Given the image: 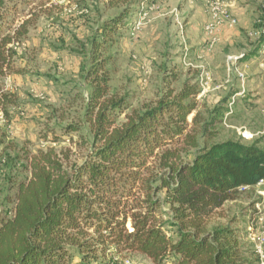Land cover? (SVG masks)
I'll use <instances>...</instances> for the list:
<instances>
[{"label":"trees","instance_id":"trees-1","mask_svg":"<svg viewBox=\"0 0 264 264\" xmlns=\"http://www.w3.org/2000/svg\"><path fill=\"white\" fill-rule=\"evenodd\" d=\"M31 1L0 0V115L7 124L19 99L5 89V79L27 73L19 64L25 62L21 48L39 18H20L18 5ZM95 1L117 13L96 26L80 68L90 88L84 119L63 128L79 136L71 140L74 147H58V136H45L54 147L31 154L0 127V181L13 204L0 216V264H72L73 258L90 264L134 254L154 264L169 258L175 264H260L239 230L213 220L243 189L264 181L262 139L214 143L230 96L199 138V78L177 90L176 64L163 67L156 100L120 123L126 100L111 93L105 54L142 4L154 0ZM246 3L260 15L258 0ZM257 25L259 37L245 59L264 47L263 15Z\"/></svg>","mask_w":264,"mask_h":264},{"label":"rangeland","instance_id":"rangeland-1","mask_svg":"<svg viewBox=\"0 0 264 264\" xmlns=\"http://www.w3.org/2000/svg\"><path fill=\"white\" fill-rule=\"evenodd\" d=\"M77 2L32 0L24 6L18 5L20 12L24 13L20 18H31L32 14H38L39 18L21 48L25 62L19 64L26 66L27 73L5 79V89L17 94L19 106L11 109L10 124L0 115V127L6 129L9 138L20 148L25 147L31 154L53 146L50 142L53 136L60 138L58 147H74L71 140L78 141L77 134H66L63 128L71 123L83 122L84 119L90 88L79 74L80 68L87 63L89 40L96 26L117 13L95 0ZM217 3L224 5L230 15L233 6L241 5L240 0H154L152 4L140 7L132 24L120 30L114 44L108 46L105 54L109 59L107 69L111 77V93L126 100L127 109L119 117L120 123L126 120V114L132 110L141 109L144 104L156 100L163 88V67L179 65L180 81L174 85L177 90L187 80L199 78L197 81L201 84L206 76L210 77L209 70L204 67L201 51L205 48L207 51L214 49L223 60L220 62L224 65L223 78H227L225 68H229L232 83L222 89V84L211 76L212 87L218 89L198 100L197 112L201 120L197 130L201 138L204 124L212 119L223 100L240 87L241 78L234 65L237 61L229 60L227 63V57L232 58L234 53L239 54L243 49L247 52L245 55L254 50L260 34L256 26L260 16L264 17V0H258L260 15L257 6L251 5L255 10V18L250 29H241L239 23L233 28L224 25L220 27L224 28L223 31L217 30L214 37L209 38L205 27L212 22ZM193 17L202 27L194 36L195 41L200 35V40L195 44L187 35L188 24ZM232 31L240 32L239 41L237 37L234 38ZM200 42L202 45H199ZM196 51L201 58L193 55ZM249 80L259 82V89L249 86L247 96L236 99L232 114L228 117L231 101L227 104L224 119L215 127L217 138L214 143L232 140L250 144L253 141L244 140L238 130L245 129L253 134L264 132V80L261 75L252 76ZM194 115L189 118L190 123ZM87 131L88 126L84 125L82 132ZM45 136H49L50 140L45 139ZM255 140L261 139L257 137ZM7 194V188L0 181V216L13 208V204H7L5 200ZM213 224L231 225L239 230L245 249L258 258L256 247L264 239V198L256 189L242 191L237 201L227 203L216 213ZM127 259L136 264H154L149 258L138 254L113 260L109 256L90 264H121ZM72 264H80V259L73 258ZM164 264L175 262L169 258Z\"/></svg>","mask_w":264,"mask_h":264},{"label":"crops","instance_id":"crops-1","mask_svg":"<svg viewBox=\"0 0 264 264\" xmlns=\"http://www.w3.org/2000/svg\"><path fill=\"white\" fill-rule=\"evenodd\" d=\"M240 3H241V5L238 4V5L233 6L232 11H231L232 12L231 17H233L237 21V26L239 23L241 29H250L252 26V23L254 21V18H255V10L251 7V5H248L246 3V0H240ZM203 17H204V15H203ZM188 25H189V28L187 31V35H188L189 39L191 40L192 44H195V42L200 40V37H199L200 35L197 36L195 41H194V36H196L197 31L200 32V30L202 28L201 24H200V22H198L195 19V17H193V18H191L190 23ZM237 26H235V27H237ZM231 28H233V27H231ZM219 30L221 32L224 30V28L223 29L219 28ZM194 31H195V34H194ZM232 35L234 36V38L237 37L236 38L237 41H239L241 39L240 32H238V31H232ZM202 37L204 39L203 35H202ZM205 41L206 40H203V42H205ZM201 43L202 42H200L199 45H202ZM230 46L232 47L233 43H231ZM205 49L203 52L201 51V53L203 54V59H204V63H205L204 67L209 70L208 74L210 75V77L212 76L215 81L222 84L220 86V88L223 89L225 87V85L232 83V80H231L232 78L229 74L230 69L225 68V69H227V78L224 79L223 74H222V69L224 68V65L220 63L223 60L221 57H219V52H217V50H214L212 48H211L212 50H208V51ZM198 53H199L198 51L193 52V55L197 56ZM245 53H247V52L243 49L241 53L240 52H239V54L234 53L233 54L234 56L232 58L227 57V60H226L227 63L229 62V60H234L235 62L237 61L234 65L236 66V71H237L239 78H241V79H239V84H240L239 90L230 95L231 100L234 98L238 99V97H246L247 96V88H249V86H251L252 88H255V89H259V86H260L259 82L256 83L255 80H253V81L249 80V79H251L252 76L255 77V76L261 75V78H263L262 77V70L259 66V62L261 59V53L259 54L258 57L250 58V59L244 58ZM198 57L201 58L202 56L200 57L198 55ZM255 63H257L256 64L257 67L254 66ZM212 77L210 78L211 81H212ZM262 83L264 84V81H262Z\"/></svg>","mask_w":264,"mask_h":264},{"label":"built area","instance_id":"built-area-1","mask_svg":"<svg viewBox=\"0 0 264 264\" xmlns=\"http://www.w3.org/2000/svg\"><path fill=\"white\" fill-rule=\"evenodd\" d=\"M145 5H147L146 2L143 3L141 7H144ZM215 9L217 12L212 17V22L205 27L206 34L209 36V38L214 37L215 32L217 30H219L220 27H223L224 25H230L232 27L237 26V21L233 17H231V15L229 14L228 10L226 9V7L224 5L217 3ZM259 66L262 70V77L264 80V47L261 51V59H260ZM200 87H201V91H200V94L197 96V100H201V99L205 98L211 91L218 89V88L212 87V81L208 76H206V80L201 81ZM235 101H236L235 98L231 100V103L229 104L230 110L227 113L226 117H228L230 114H232V106L234 105ZM238 132H239V135L244 140L250 141V142L254 141L257 137H260V139H262V143L264 145V132L258 133V134H253V133L248 132L245 129L238 130ZM248 189L258 190L259 195L264 198V181L258 183L254 188H245V189H243V191H246ZM263 246H264V239H262L260 244L256 247L257 255L260 258V264H264ZM115 261H119V260L115 259ZM121 264H136V263H134L130 259H127V260H124Z\"/></svg>","mask_w":264,"mask_h":264}]
</instances>
